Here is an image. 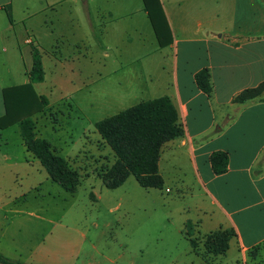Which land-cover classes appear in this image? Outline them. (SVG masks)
I'll list each match as a JSON object with an SVG mask.
<instances>
[{
	"label": "crops",
	"instance_id": "crops-1",
	"mask_svg": "<svg viewBox=\"0 0 264 264\" xmlns=\"http://www.w3.org/2000/svg\"><path fill=\"white\" fill-rule=\"evenodd\" d=\"M148 8L143 0H0V115L5 112L3 88L30 82L23 51L32 66L33 47L40 53L43 80L32 86L48 101L31 116L40 138L47 140L37 114L57 109L72 93L64 91L50 102L41 87L46 69L102 67L104 77L96 75L90 83L101 77L110 102H129L126 108L169 97L183 134L162 145L158 172L163 183L172 179L178 191L189 192L184 223L192 222L202 235L220 227L235 230L226 253L212 264H264V91L242 104L233 101L240 91L264 83V0H150ZM66 21L78 32L96 34L101 28L103 43L85 45L81 38L78 53L64 54L60 43ZM204 68L211 76L210 94L194 79ZM3 75L13 82L4 84ZM86 77L92 79L91 73ZM81 83L74 93L87 89V82ZM49 84L62 89L55 81ZM86 92L96 105L95 86ZM216 151L228 156L219 174L210 163ZM255 247L258 253L251 260L248 252ZM0 252L29 264L51 255L46 249L31 258L27 245L9 230L0 233Z\"/></svg>",
	"mask_w": 264,
	"mask_h": 264
},
{
	"label": "rangeland",
	"instance_id": "rangeland-1",
	"mask_svg": "<svg viewBox=\"0 0 264 264\" xmlns=\"http://www.w3.org/2000/svg\"><path fill=\"white\" fill-rule=\"evenodd\" d=\"M68 23L60 43L64 54L78 53L81 38L85 45L94 40L103 43L101 28L96 34L90 30L79 33ZM23 56L30 68L24 51ZM46 72L47 81L41 87L49 92L50 102L64 91L72 93L57 109L37 114L38 128L56 153L76 169L80 182L75 192H66L26 152L19 125L0 128V233L12 231L16 240L27 245V255L33 259L48 249L51 255L39 264H200L186 237L191 234L197 241V252L203 253L204 235L197 233L194 225L189 228L184 223L191 203L189 192L178 191L172 179H166L161 188L145 189L133 175L119 187L108 189L98 176L113 163L114 155L96 131L95 122L129 104L110 102L101 77L96 84L90 83L96 75L104 77L106 69L72 66ZM90 73L92 79L86 77ZM2 78L4 84L13 82L7 75ZM81 80L87 82V89L74 93ZM53 81L62 89L50 87ZM94 86L96 105L89 103L86 92Z\"/></svg>",
	"mask_w": 264,
	"mask_h": 264
},
{
	"label": "trees",
	"instance_id": "trees-1",
	"mask_svg": "<svg viewBox=\"0 0 264 264\" xmlns=\"http://www.w3.org/2000/svg\"><path fill=\"white\" fill-rule=\"evenodd\" d=\"M149 9L150 0H143ZM10 18V14L8 13ZM30 82L25 85L3 88L2 96L5 114L0 118V128L18 122L20 136L26 150L36 158L46 171L48 177L58 183L66 192L76 191L80 175L72 168L66 158L56 153L50 142L40 138L36 133V123L31 117L34 113L46 108L45 96L37 95L32 84L43 80V69L40 53L33 47V63L27 70ZM195 83L206 94L212 92L211 76L208 69L199 70L194 75ZM264 91V83L247 88L234 96L235 103H245L260 98ZM101 139L110 148L114 161L102 169L98 176L108 189L119 187L129 175L135 176L140 186L145 189L161 188L163 179L158 172V160L162 145L183 134L178 123L177 111L167 96L141 101L117 114L105 117L95 123ZM214 173L226 170L228 156L226 152L216 151L210 156ZM187 227L193 226L186 222ZM236 236L233 228H217L204 234L203 253L197 252V241L187 234L186 237L193 250L200 255L202 264H212V259L224 255L229 242ZM258 248L248 252L251 260L257 256ZM0 264H29L12 259L0 252ZM254 264V263H252Z\"/></svg>",
	"mask_w": 264,
	"mask_h": 264
},
{
	"label": "built area",
	"instance_id": "built-area-1",
	"mask_svg": "<svg viewBox=\"0 0 264 264\" xmlns=\"http://www.w3.org/2000/svg\"><path fill=\"white\" fill-rule=\"evenodd\" d=\"M26 42H27V43H31V39H30V38L27 39Z\"/></svg>",
	"mask_w": 264,
	"mask_h": 264
}]
</instances>
